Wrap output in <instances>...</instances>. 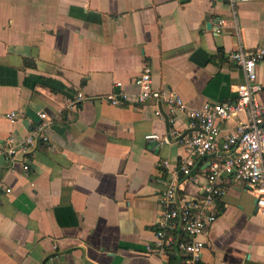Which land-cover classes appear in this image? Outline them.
<instances>
[{
	"label": "crops",
	"instance_id": "1",
	"mask_svg": "<svg viewBox=\"0 0 264 264\" xmlns=\"http://www.w3.org/2000/svg\"><path fill=\"white\" fill-rule=\"evenodd\" d=\"M258 47L264 0H0V264H164L150 252L162 189L155 180L185 151L177 137L156 148L145 136L184 134L187 118L153 101L70 104L78 92L101 97L115 84L134 96L145 65L154 88L190 108L233 101L244 74L230 55ZM256 74L264 88V60ZM39 113L49 118L47 140L12 169L4 144L25 139ZM240 119L223 123L222 134ZM180 184L185 197L200 195ZM215 212L201 238L203 263L264 264V218L249 186L230 184Z\"/></svg>",
	"mask_w": 264,
	"mask_h": 264
},
{
	"label": "built area",
	"instance_id": "2",
	"mask_svg": "<svg viewBox=\"0 0 264 264\" xmlns=\"http://www.w3.org/2000/svg\"><path fill=\"white\" fill-rule=\"evenodd\" d=\"M249 1V0H240ZM213 31H223L225 21L221 18L212 20ZM230 58L241 67L244 82L236 88L233 101L224 103H203L190 108L175 93L153 87L152 70L145 65L134 85L138 92L131 96L123 91L120 84H115L108 95L86 97L78 92L70 109H77V103L85 100H98L114 107L136 104L144 105L155 102L171 112H182L188 121V131L181 134L172 131L167 137L148 134L145 140L159 148L168 144L170 138L183 141L185 156L181 157L178 167L169 170L168 162L162 165L166 173L155 182L161 186L159 195L160 211L156 219L154 244L150 252L167 258L164 264H204L202 253L204 242L201 238L216 221L215 204L223 197L230 184H247L256 197L257 212L264 218V99L260 95L263 86L257 81L256 67L264 60V47L253 50L238 49ZM163 117L162 112H156ZM42 120L19 144L6 141L2 153L12 163V169L18 163V155L33 152L39 141H46L44 128L49 124L45 113H39ZM243 117L235 130L223 135L221 126L229 119ZM16 118V113L7 115ZM205 166L203 167V165ZM202 169V175L196 173ZM23 171H28L25 163ZM196 185L200 195L187 198L183 195L180 179ZM6 192H10L7 190Z\"/></svg>",
	"mask_w": 264,
	"mask_h": 264
}]
</instances>
